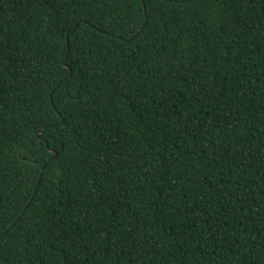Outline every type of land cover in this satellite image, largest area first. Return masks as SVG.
Segmentation results:
<instances>
[{
    "label": "trees",
    "instance_id": "16d2710c",
    "mask_svg": "<svg viewBox=\"0 0 264 264\" xmlns=\"http://www.w3.org/2000/svg\"><path fill=\"white\" fill-rule=\"evenodd\" d=\"M0 264H264V0H0Z\"/></svg>",
    "mask_w": 264,
    "mask_h": 264
},
{
    "label": "water",
    "instance_id": "95a60500",
    "mask_svg": "<svg viewBox=\"0 0 264 264\" xmlns=\"http://www.w3.org/2000/svg\"><path fill=\"white\" fill-rule=\"evenodd\" d=\"M58 114H59V113H58ZM62 121H63V120H62ZM40 133H41V131L37 132V135H39ZM39 139L41 140L42 138L39 137ZM45 144H46V146H47V143H45ZM49 151H50V153L54 154V156H53L52 159H56V157H57V152H56L55 150H53V149H49ZM42 170H43V168H42Z\"/></svg>",
    "mask_w": 264,
    "mask_h": 264
}]
</instances>
